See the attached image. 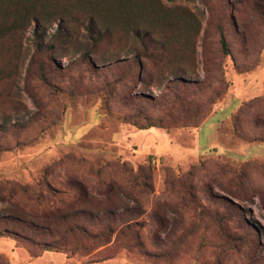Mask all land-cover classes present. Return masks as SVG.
Wrapping results in <instances>:
<instances>
[{"label":"rangeland","instance_id":"rangeland-1","mask_svg":"<svg viewBox=\"0 0 264 264\" xmlns=\"http://www.w3.org/2000/svg\"><path fill=\"white\" fill-rule=\"evenodd\" d=\"M132 1L0 0V264H264V0Z\"/></svg>","mask_w":264,"mask_h":264},{"label":"trees","instance_id":"trees-1","mask_svg":"<svg viewBox=\"0 0 264 264\" xmlns=\"http://www.w3.org/2000/svg\"><path fill=\"white\" fill-rule=\"evenodd\" d=\"M75 1L79 7H82V8L85 7V8L90 9L93 15L98 13L97 8L99 5L107 3L108 5H110V8L111 7L113 8L112 12L114 16L118 19H126L127 18L126 12L133 4L132 0H75ZM43 6L44 8H42V10L39 11L37 18L38 20H41V22L44 25L49 26L52 18H57V19L67 21L66 19L68 17V10L66 6L57 7V9H52L51 7L46 6V5H43ZM95 19H96L95 16L90 18V21L88 24V27L90 28V30H92L94 26V23L96 21ZM60 32L61 31L58 30V33ZM37 38H40V37H37ZM222 44H223L224 50L226 51V53H228L227 40L225 37H222ZM26 219L27 218L24 216V214L15 213L11 215V217H8L6 222L11 223L16 228V230L11 229L10 227H4L0 229V236L4 235V233H9V235H13L16 238L22 236L23 233L21 232L24 230V227L21 224H24L25 222H27ZM30 220H31L32 225L35 222H38V220H36V217H32ZM42 221L45 222V220H42ZM39 223L43 224V222L41 221H39Z\"/></svg>","mask_w":264,"mask_h":264}]
</instances>
